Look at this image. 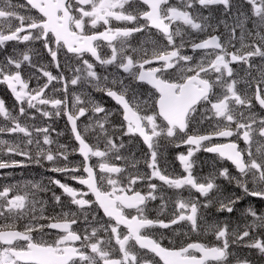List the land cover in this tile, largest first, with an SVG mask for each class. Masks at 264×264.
I'll use <instances>...</instances> for the list:
<instances>
[{"label":"snow or ice","instance_id":"6c2138e0","mask_svg":"<svg viewBox=\"0 0 264 264\" xmlns=\"http://www.w3.org/2000/svg\"><path fill=\"white\" fill-rule=\"evenodd\" d=\"M36 42L56 74L34 62ZM0 52V85L15 101L0 98V134L15 137L0 139V169L21 166L16 156L46 160L87 188L59 179L50 181L59 194L39 182L0 185V264L264 259V211L249 207L235 225L206 219L209 208L231 214L242 199L225 194L221 180L264 200V0H0ZM26 67L40 74L34 87ZM61 116L78 142V165L69 166L51 125L36 123ZM137 139L147 149L143 172L128 148ZM167 145L186 146L176 154L180 174L169 171ZM201 150L235 172L222 165L194 174Z\"/></svg>","mask_w":264,"mask_h":264},{"label":"bare ground","instance_id":"6f19581e","mask_svg":"<svg viewBox=\"0 0 264 264\" xmlns=\"http://www.w3.org/2000/svg\"><path fill=\"white\" fill-rule=\"evenodd\" d=\"M13 3L15 4H24L25 0H13ZM246 8V6H245ZM217 15H219V12L216 13ZM42 57L45 58L44 54H41ZM73 63H75V61H73ZM120 73H122V70H120ZM67 75V74H66ZM87 91L91 92L92 95L97 99V100H102L104 106L106 108L109 109H114L113 106L110 104V98H107L106 96H104L102 93H98L95 92L92 89H86ZM76 91L79 92L80 89L76 88ZM3 96L0 94V97ZM9 106V105H8ZM102 115V114H101ZM117 118H113L114 121H116ZM81 120H85V118H81ZM44 119H39L36 121L37 124H43L44 123ZM55 120L52 122L54 123ZM87 122V121H86ZM80 122L78 121V124ZM60 127L61 129L64 131L65 130V126L63 123H60ZM81 127H83V125L81 124ZM0 139H8L10 142L15 139L14 136L12 135H6V134H0ZM125 142L127 143L128 138L125 137ZM146 147V145H144L139 139H137L136 141H134L131 145H128V148L134 152L136 154L137 159L140 160V164H139V168L140 170L143 171H147L146 167L143 164V156H140L137 154L138 149ZM78 148V142L75 141V149ZM34 150V149H33ZM55 151V150H54ZM123 151V150H122ZM180 152H186V149H181V148H176L173 145H167L166 148L164 149V157L166 158H171L174 157L176 158V154L180 153ZM23 159H26L25 157H23ZM83 157L79 154L78 151H75V165H76V161H78V164H80V162L82 161ZM194 159H197V167L196 169H194V174H199V175H207L210 171H212V169L214 167L219 168L220 166H228L230 168L231 171L235 172V169L231 166L230 162L224 161V160H220L218 157L215 156V154H211V153H207L204 151H200L197 152L195 154ZM31 162V161H30ZM68 163V162H67ZM32 165H25L27 169L19 172L21 174H27L29 172V176L31 177V179L33 180V182L37 181L44 185H47L49 188H51L52 190L56 191L57 194L60 193V189L51 184L50 180H48L44 174H47L48 176H50L52 179H59L62 181V177L66 174H62V173H56V172H52L50 171V168L53 167V165L46 161V160H42L40 164L31 162ZM69 166L70 163H69ZM18 168H22V165L19 166ZM169 171H174L177 174H180V170H182L181 165L180 168H176V167H172V166H168ZM180 169V170H179ZM34 172H32V171ZM77 175H87L86 173H77ZM155 182V181H154ZM64 183V182H63ZM218 183H221L225 194H237L240 195L242 197V199L237 203V205L235 206V210L233 213L231 214H227V213H223L221 216L217 217L214 221V219H207L209 221H214V222H230L231 224L235 221V214L234 213H240V214H245V210L249 207L252 208H256L259 211H264V200H261L259 198L256 197H250V196H246L244 195V193L237 188V191L235 193H232L233 188L235 187L234 184H228L226 181H218ZM75 184H79L77 181H75ZM80 185V184H79ZM146 191V189H145ZM51 193V192H50ZM185 195H187V193H185ZM198 195V194H197ZM151 206V205H150ZM171 207V205H169ZM158 208H155L153 212L150 211L149 215L154 216L156 214V210ZM103 215V213L101 212V216Z\"/></svg>","mask_w":264,"mask_h":264},{"label":"flooded vegetation","instance_id":"af4514ba","mask_svg":"<svg viewBox=\"0 0 264 264\" xmlns=\"http://www.w3.org/2000/svg\"><path fill=\"white\" fill-rule=\"evenodd\" d=\"M137 39H139V34H137ZM11 46L12 45L10 44L8 47V51H11ZM18 47L20 49H23L25 46L23 44H20V45H18ZM32 47L34 49V52L38 53V55L33 56L34 62H36L39 65L47 66L48 70H51V71H53V74H56L57 70L55 69L54 65L50 64V57L48 56L47 52L41 47L40 43L36 42L35 44L32 45ZM188 52H189V54H191L190 49H188ZM41 54H44L45 58L42 57ZM2 58H3V53L0 52V59H2ZM62 64H63V60H62ZM97 70L101 71V69H99V68ZM109 71L115 72V69L110 68ZM24 74H25V76L33 75L34 78L30 84V87H34L36 84V78H38L40 76V74L37 72V70L26 67L24 69ZM66 74L71 75L70 73H66ZM73 91H74V88H73V86L70 85L69 86V93H72ZM75 91H76V89H75ZM56 95L59 96V93H57ZM3 99L8 100L7 102H8L9 106L14 105V103H15L14 98L12 97L9 90H8V94L6 96H4ZM71 102H72L71 97H69V104H71ZM110 104L113 106L114 109L117 107V105H115V102L112 101L111 99H110ZM44 120L45 121L43 124H37V125L38 126H47L48 124L51 125L52 129H54V131H52V137L55 140H57L60 144L67 145L68 152L70 153L68 163H70L71 166L75 165V152L72 151V149H75V139H74L73 134L70 131V124H68L66 117L61 116L60 118H56L54 123H52L53 121H47L46 119H44ZM60 123L64 124V126H65L64 131L61 129ZM57 133H62V135L57 136ZM41 139H42V137H41ZM224 142H227V141H224ZM241 146L243 147V145H241ZM34 147L35 146H33V149H34ZM45 147H47V146H45ZM52 147H53V150H56V145H53ZM4 158L7 159L8 157L5 156ZM13 158L18 160V161H23L22 168L15 167V168H9V169H1L0 170V185L17 184V183L23 185L24 183H27L29 181L33 182L31 177L29 176V172L27 174L19 173V172L27 169L25 165H28V166L32 165L31 162L28 161L27 159H23V157H20V156H16ZM76 165H78V161H76ZM30 171H32V170H30ZM32 172H34V171H32ZM45 176L48 177L47 179L50 181L54 180L50 176H48L47 174H45ZM62 181L64 183H68L70 186L75 187L77 189H81L83 191L87 190L82 185L75 184V180H71L69 178L68 174H66L62 177ZM35 182H37V181H35ZM40 183H41V181H40ZM41 196H43L44 199H48V197L51 196V193L50 192L49 193H41ZM62 199H64L65 203H67L66 197H63ZM155 204L157 205V208H158L159 202L156 201ZM169 208H171V207L169 206ZM72 209L75 210L74 205L72 206ZM154 209L155 208H152L151 212H153ZM254 209H256V208H254ZM185 231H186V229H185ZM193 236H194V234H192V237H191L193 240H197V239L201 238V237H197V236L193 237ZM179 239H182V237Z\"/></svg>","mask_w":264,"mask_h":264},{"label":"trees","instance_id":"16d2710c","mask_svg":"<svg viewBox=\"0 0 264 264\" xmlns=\"http://www.w3.org/2000/svg\"><path fill=\"white\" fill-rule=\"evenodd\" d=\"M0 94L1 95H5L6 92L1 91ZM7 94H8V92H7ZM6 105H8V102L7 101H6ZM180 148L181 149H186V146H182ZM146 151H147L146 147H143L142 150H141V152H140V156H143L144 157ZM164 158H165V161H166L167 166H172V167L180 168V163H179V161L176 158H174V157H171V158L164 157ZM180 172H182V170H180ZM169 193H171V192L169 191ZM88 198L91 199L92 197L90 196ZM234 214H235V218L236 219L232 223L233 225L240 224V223H243L244 222L245 219H242L243 217H245L244 214H240V216H238V214H236V213H234ZM211 217H212V215H211ZM206 219H207V212H206ZM212 219H213V217H212ZM201 239H202V237H201ZM208 239L211 240L212 238H209L208 237ZM165 243H167V241H165ZM243 251H245V250H242V252ZM251 259H253L254 261H256V259H258V261H260L259 264H264L263 259H261L255 252H253L251 254Z\"/></svg>","mask_w":264,"mask_h":264},{"label":"rangeland","instance_id":"374dc122","mask_svg":"<svg viewBox=\"0 0 264 264\" xmlns=\"http://www.w3.org/2000/svg\"><path fill=\"white\" fill-rule=\"evenodd\" d=\"M4 96H1V98H3ZM6 101H8L7 99H5V102ZM141 150H142V148H140V149H138V151H137V154L138 155H140V152H141ZM92 162L93 163H95V158H93V160H92ZM119 164H122V163H119ZM45 175V174H44ZM81 190V189H80ZM237 191V188H236V186L233 188V190H232V193H235ZM89 197H90V195H89ZM88 198V197H87ZM223 213H220V212H217L216 211V208L215 207H211V208H209L208 210H207V219H212V217H213V219H214V221H215V219L217 218V217H219V216H221ZM236 214H238V216H240V213H236ZM211 215H212V217H211ZM242 219H245V217H243ZM209 238H211V237H209ZM243 252H246V250L245 251H243ZM242 252V253H243ZM259 262L260 261H258V259H256V264H259ZM263 262H264V259H263Z\"/></svg>","mask_w":264,"mask_h":264},{"label":"water","instance_id":"95a60500","mask_svg":"<svg viewBox=\"0 0 264 264\" xmlns=\"http://www.w3.org/2000/svg\"><path fill=\"white\" fill-rule=\"evenodd\" d=\"M84 186V185H83ZM84 187H86V186H84Z\"/></svg>","mask_w":264,"mask_h":264}]
</instances>
